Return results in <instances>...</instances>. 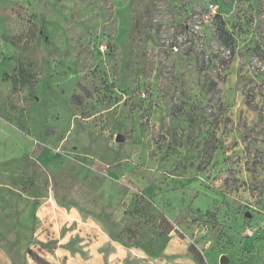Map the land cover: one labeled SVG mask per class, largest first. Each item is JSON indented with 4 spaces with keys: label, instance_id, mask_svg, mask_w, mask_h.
<instances>
[{
    "label": "rangeland",
    "instance_id": "obj_1",
    "mask_svg": "<svg viewBox=\"0 0 264 264\" xmlns=\"http://www.w3.org/2000/svg\"><path fill=\"white\" fill-rule=\"evenodd\" d=\"M250 226L264 0H0V264H264Z\"/></svg>",
    "mask_w": 264,
    "mask_h": 264
},
{
    "label": "crops",
    "instance_id": "obj_2",
    "mask_svg": "<svg viewBox=\"0 0 264 264\" xmlns=\"http://www.w3.org/2000/svg\"><path fill=\"white\" fill-rule=\"evenodd\" d=\"M84 220L87 221V218H84ZM37 226L39 228H37L35 233V239L38 241L47 240L48 232L44 231L39 224ZM81 244L82 242L77 243L79 247ZM105 248L108 249V253H105ZM82 249L87 252L83 253L81 249H78L76 253H79L80 256L75 258V262L69 258L66 264H123L121 260L127 255L116 242L106 238L103 231H100V236L97 240L89 242V245H84ZM61 251V248H59L57 253L60 255Z\"/></svg>",
    "mask_w": 264,
    "mask_h": 264
},
{
    "label": "trees",
    "instance_id": "obj_3",
    "mask_svg": "<svg viewBox=\"0 0 264 264\" xmlns=\"http://www.w3.org/2000/svg\"><path fill=\"white\" fill-rule=\"evenodd\" d=\"M221 35L223 37V41L226 43V45L230 48L233 47V44H229L232 43V38L228 36V34L226 33L225 30H223V28H221ZM260 238V237H259ZM256 238V239H259ZM31 255L33 256L34 260L38 263V264H51L50 262L46 261L45 259L37 256L36 254H34L32 251H30Z\"/></svg>",
    "mask_w": 264,
    "mask_h": 264
},
{
    "label": "built area",
    "instance_id": "obj_4",
    "mask_svg": "<svg viewBox=\"0 0 264 264\" xmlns=\"http://www.w3.org/2000/svg\"><path fill=\"white\" fill-rule=\"evenodd\" d=\"M264 235V227H246L244 230V236L249 239H256Z\"/></svg>",
    "mask_w": 264,
    "mask_h": 264
},
{
    "label": "water",
    "instance_id": "obj_5",
    "mask_svg": "<svg viewBox=\"0 0 264 264\" xmlns=\"http://www.w3.org/2000/svg\"><path fill=\"white\" fill-rule=\"evenodd\" d=\"M117 141H118V142H122L123 139H122L120 136H118ZM221 263H222V264H227V263H229V259H228L226 256H223V257L221 258Z\"/></svg>",
    "mask_w": 264,
    "mask_h": 264
}]
</instances>
